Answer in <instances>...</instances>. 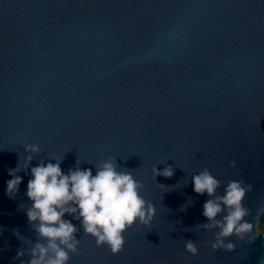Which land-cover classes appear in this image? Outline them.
<instances>
[{"label": "water", "instance_id": "95a60500", "mask_svg": "<svg viewBox=\"0 0 264 264\" xmlns=\"http://www.w3.org/2000/svg\"><path fill=\"white\" fill-rule=\"evenodd\" d=\"M27 145L40 152L9 199ZM53 155L65 173L115 160L157 209L117 255L66 214L81 240L70 264H264V0H0V264H21L16 232L37 242L25 193ZM166 167L171 178L153 175ZM205 168L217 195L232 180L252 189L253 232L232 252L213 251L217 230L202 227L208 197L192 177Z\"/></svg>", "mask_w": 264, "mask_h": 264}, {"label": "clouds", "instance_id": "9594fccd", "mask_svg": "<svg viewBox=\"0 0 264 264\" xmlns=\"http://www.w3.org/2000/svg\"><path fill=\"white\" fill-rule=\"evenodd\" d=\"M25 151L30 154L23 158V164L19 160L15 168L8 170L11 179L6 181L5 194L9 199L16 197L22 183L17 173L29 168L40 148L27 145ZM49 160L55 163L41 161L30 169L25 193L30 206L26 216L37 242L33 244L15 233L28 245L27 249L17 251L16 259L21 264H70L71 257L78 254L81 240L77 239L80 229L64 218L66 214L79 221L85 236L94 239L98 247H107L113 255L122 251L124 233L129 228L137 224L149 226L156 216L155 205L141 195L143 184L133 172L120 169L115 160L109 158L95 165V174L91 168L82 169L79 160L67 173L61 169L63 157L53 155ZM230 166L235 168L236 163ZM153 175L171 178L174 170L154 168ZM192 186L196 194L208 197L202 211L207 223L202 227L217 230L211 249L232 252L233 237L242 241L253 232V224L247 219L250 210L243 203L251 186L232 180L224 187L223 195H217L221 182L207 168L192 177ZM185 250L193 255L198 253L191 240L185 242ZM26 254L30 259L24 261Z\"/></svg>", "mask_w": 264, "mask_h": 264}, {"label": "trees", "instance_id": "16d2710c", "mask_svg": "<svg viewBox=\"0 0 264 264\" xmlns=\"http://www.w3.org/2000/svg\"><path fill=\"white\" fill-rule=\"evenodd\" d=\"M258 231L264 235V213L259 219L258 226H257Z\"/></svg>", "mask_w": 264, "mask_h": 264}]
</instances>
